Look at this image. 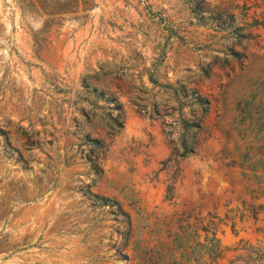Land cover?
Listing matches in <instances>:
<instances>
[{"label": "rangeland", "instance_id": "374dc122", "mask_svg": "<svg viewBox=\"0 0 264 264\" xmlns=\"http://www.w3.org/2000/svg\"><path fill=\"white\" fill-rule=\"evenodd\" d=\"M0 264H264V0H0Z\"/></svg>", "mask_w": 264, "mask_h": 264}, {"label": "trees", "instance_id": "16d2710c", "mask_svg": "<svg viewBox=\"0 0 264 264\" xmlns=\"http://www.w3.org/2000/svg\"><path fill=\"white\" fill-rule=\"evenodd\" d=\"M200 103L201 104H206V100H204V99H200ZM205 108H203V110H204ZM194 126H198L197 125V123H195L194 124ZM90 141H91V144L92 145H98V144H100V141L97 139V138H92V139H90ZM193 150H192V148L191 147H187L186 145H183L182 147H181V151H180V153H179V155L180 156H186V155H188L189 153H191ZM94 170L96 171V172H98L99 171V167H97V166H94ZM96 198L97 197H99V199L101 200V202H102V204H106V205H108V204H110V205H116V209H117V211L120 213V214H122V215H124V216H127V214L120 208V206L114 201V200H110V199H108V198H106V197H103V196H97L96 194L94 195Z\"/></svg>", "mask_w": 264, "mask_h": 264}]
</instances>
